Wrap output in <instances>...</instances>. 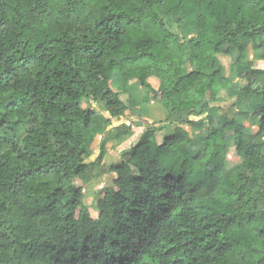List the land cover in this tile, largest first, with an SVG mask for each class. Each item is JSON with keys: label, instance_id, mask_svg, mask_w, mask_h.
<instances>
[{"label": "trees", "instance_id": "obj_1", "mask_svg": "<svg viewBox=\"0 0 264 264\" xmlns=\"http://www.w3.org/2000/svg\"><path fill=\"white\" fill-rule=\"evenodd\" d=\"M246 43L253 57L232 60V81L218 55ZM256 60L264 0H0V264H264ZM115 71L120 92L109 84ZM131 84L166 118L107 167L116 177L92 216L82 188L107 137L94 153L90 143L102 119H123ZM222 89L230 109L214 105L227 101ZM183 124L200 130L198 142ZM228 132L240 158L231 167Z\"/></svg>", "mask_w": 264, "mask_h": 264}, {"label": "crops", "instance_id": "obj_2", "mask_svg": "<svg viewBox=\"0 0 264 264\" xmlns=\"http://www.w3.org/2000/svg\"><path fill=\"white\" fill-rule=\"evenodd\" d=\"M230 65V64H229ZM117 79H119L117 81ZM148 82L149 84L154 88L157 89L159 86V80L154 77V76H150L148 78ZM110 87L115 90L120 92L122 90V86H121V80H120V73L115 71L112 73L111 77H110V81H109ZM136 92L137 97H132L133 98V104L129 105L128 108L125 110L124 114H123V119H116L114 120L112 123L108 124L106 123L105 119H102V121L100 122L99 127H97L96 131H95V136H93V144L91 145L92 149V153L96 152L98 143L96 141V136L98 134H101V136L105 135L106 133V137H107V143H105V153L103 156L102 161L97 165V168L101 172L106 175L105 173L107 172V167L116 162L117 159L120 158L121 154H125V152L130 148L129 146L134 145L132 139H136L138 138V136L140 137V134L142 133L143 129L145 128L146 124H149L151 122H157V124L159 123H163L165 118H166V114L167 111L165 110V112H160V108H158V104L154 102L153 100V94L151 92H149L146 88L141 87L137 84L135 85H129L127 87V95L131 94V90H133ZM126 94V93H125ZM122 94H120L121 96ZM121 98V97H120ZM122 99V98H121ZM144 99L146 102H149L150 104L148 105L147 108H143L141 105L138 104V101ZM123 100V99H122ZM127 101V99H126ZM125 101V102H126ZM92 106H94V104H92ZM102 106V112L104 114H108V112L104 109V105L101 104ZM155 116H157L155 118ZM134 121H140L142 123V125L140 126H136V125H129V122H134ZM128 127H130L128 129ZM182 127L188 131V133H190L191 128H196L194 126H191L189 124H183ZM190 127V130L187 128ZM194 132V131H193ZM192 133H190L191 135ZM128 147V148H127ZM96 148V149H95ZM91 165H89L88 167H90ZM93 170V169H92ZM94 171V170H93ZM109 177L110 180L109 182L116 177V173L115 172H110L109 173ZM102 182H99V184H101ZM105 188L106 184H103ZM85 187V185H84ZM104 190L101 191L97 198H95V203L96 200L102 196ZM85 199V193L83 192V201ZM95 203L93 205H95ZM90 205V204H88Z\"/></svg>", "mask_w": 264, "mask_h": 264}, {"label": "rangeland", "instance_id": "obj_3", "mask_svg": "<svg viewBox=\"0 0 264 264\" xmlns=\"http://www.w3.org/2000/svg\"><path fill=\"white\" fill-rule=\"evenodd\" d=\"M167 21H168L169 26L171 27V29H173L174 31H178L184 38H188L189 36L194 34V30L192 29V27L184 26V25L183 26H177L176 23L174 22V19L172 17H168ZM252 57H253V50H252V48H251L249 43H246V47L242 51L232 50L230 54L229 53L228 54L227 53H221V54L218 55V58H219L220 62L225 67L226 74L228 75L229 79H231L232 81H237L236 79H234V77L231 74H229V67L228 66L232 62V60L235 59V58H240L242 60H248V59H250ZM254 65L257 66V67L264 68V60H256V61H254ZM118 80L119 79H117V81ZM131 85H135V84H131ZM130 93H131L132 97H137L136 92L134 91V89L131 90ZM220 96L221 97H225V99H227V101L224 102V103H220L219 102V103H214V104H216V106L218 105V107H221V108L225 107L227 109H230L232 107V100H230V99H228L226 97L224 89L221 90ZM120 97L124 101H126L128 95L125 94V92H124V93H122V95ZM154 102H155V104L156 103L158 104L157 106H158V108H160V110H161L160 112L161 113L165 112V110H166L165 107L159 101H155L154 100ZM87 104L88 103L86 101H82V106L83 107H87ZM138 104L141 105L143 108H147L150 103L146 102L144 99H141V100L138 101ZM100 106L94 104V107H96L98 109L100 108ZM219 113H220V111H217V114H219ZM234 114H235V109H231L229 111V115L232 116ZM156 117L157 116H155V118ZM187 128L190 130V127H187ZM199 131L200 130L198 128H194V129L191 128V131H190V133H192L191 136H192L193 140L196 141V142H198V139H199ZM230 133L231 132H228V136H227L228 149L226 151V156H225V166L226 167H231V166L236 165V164H238L240 162V158L237 156L236 151H235V149L233 147L232 138H231ZM93 136H95V133H94ZM103 136H106V133ZM101 137H102L101 134H98L96 136V138H97L96 141L98 142L96 144H99V142L101 140ZM93 139L94 138H92V141H93ZM138 139H139V136L136 139L135 138L132 139L133 144L136 143ZM155 139L158 142L161 141L162 135H161L160 132L156 133ZM92 141L90 143V148H91V145L93 144ZM132 146H129V147H132ZM91 151H92V149H91ZM117 160H119V159H117ZM96 167H97V165H94V164L91 165L90 167H87L86 174L93 176V178L89 182L85 183V187L83 186V188H82V191L85 193L84 203L87 204V205L90 204L89 206H91V214H92V216H94L96 214L95 213L96 211L93 209L94 208L93 204L95 203V198L98 196V194L101 191L104 190V186L102 185V183L103 184H108V182H109V180L111 178V177H109L110 175L107 172L105 173L106 175H104L101 172V169H100V171H97L99 169L97 168V170H96ZM99 182H102V183L99 184ZM74 183L76 185H81L82 181H81L80 178H75L74 179Z\"/></svg>", "mask_w": 264, "mask_h": 264}, {"label": "water", "instance_id": "obj_4", "mask_svg": "<svg viewBox=\"0 0 264 264\" xmlns=\"http://www.w3.org/2000/svg\"><path fill=\"white\" fill-rule=\"evenodd\" d=\"M216 106V104H214ZM218 106V105H217Z\"/></svg>", "mask_w": 264, "mask_h": 264}]
</instances>
